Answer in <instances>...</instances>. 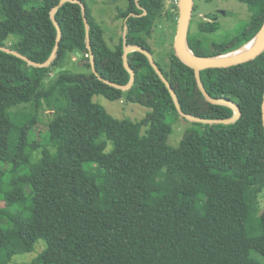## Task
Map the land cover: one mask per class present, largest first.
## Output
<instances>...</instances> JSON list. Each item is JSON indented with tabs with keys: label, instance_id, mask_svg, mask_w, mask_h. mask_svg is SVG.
Masks as SVG:
<instances>
[{
	"label": "trees",
	"instance_id": "trees-1",
	"mask_svg": "<svg viewBox=\"0 0 264 264\" xmlns=\"http://www.w3.org/2000/svg\"><path fill=\"white\" fill-rule=\"evenodd\" d=\"M61 1L0 0V120L10 119L0 122V264H10L16 254L14 235L26 251L39 239L46 242L33 264H262L251 251L264 255V211L254 216L264 189V51L237 65L200 71L208 94L239 106L241 116L232 123L192 121L175 148L167 144L169 119L182 115L146 53L129 52L135 79L128 90L118 85L132 77L125 48L154 56L149 38L161 18L178 20L176 4L127 0L114 47L85 0ZM240 1L259 10L232 38L207 42L189 28L195 55H226L256 36L264 0ZM58 5L56 56L49 65H36L56 48L52 12ZM199 28L214 32L220 24L200 22ZM12 35L18 41L8 45ZM167 59L155 61L184 112L206 119L234 116L232 107L204 95L195 70L174 47ZM74 62L86 71L68 67ZM94 95L150 111L140 121L118 119ZM57 97L59 112L48 124L47 140L66 148L67 157L34 159L43 145L35 135L38 111ZM28 104L31 112L15 119L12 109ZM143 128H149L146 138Z\"/></svg>",
	"mask_w": 264,
	"mask_h": 264
},
{
	"label": "rangeland",
	"instance_id": "rangeland-1",
	"mask_svg": "<svg viewBox=\"0 0 264 264\" xmlns=\"http://www.w3.org/2000/svg\"><path fill=\"white\" fill-rule=\"evenodd\" d=\"M90 7L92 14L97 18L105 31V39L110 46H116L121 34L123 26V19L119 18L121 9L125 10L128 6L127 0H85ZM174 0H165L168 8ZM196 10L193 11L191 17L190 27L194 37L201 38L207 42H222L237 35L241 29L249 22L250 17L255 15L259 10L258 6L241 2L240 0H194ZM178 7V4H176ZM4 19L0 12V22ZM218 22L220 28L214 32H205L199 28L200 22ZM178 20L171 21L166 18H161L158 25L155 27L153 35L149 38V42L154 49V58L166 64L168 53L174 44V38L177 32ZM18 41L17 35H12L7 44H14ZM188 41V36H187ZM79 60L82 58L80 53H77ZM76 71H86L84 67L78 62L68 66ZM53 100V99H52ZM94 102L101 104L112 116L118 119H128L131 121H140L144 119L150 109L140 104L129 102L125 100H110L103 95H94ZM31 112V106L21 105L12 109L15 119L24 120V116ZM34 112V111H33ZM59 112V98H54L52 105L49 106L43 102L38 111V122L35 127L36 138L43 142V145L33 152V158L38 159L45 157L54 162L65 161L68 151L66 148L55 146L47 140L48 124ZM10 121L9 117L1 119V123ZM173 131L167 138V144L172 147H178L184 137L185 131L194 124L192 120L185 117H173L169 119ZM149 134V128H143L142 136L146 138ZM112 143L109 142V149ZM21 193V192H19ZM12 197L16 194L10 192ZM264 211V189L260 194L259 210L254 212V216L259 218ZM16 238L18 236L14 235ZM14 242L16 245V254L13 256L10 264H33L34 260L38 258L46 249V242L43 239L36 241L33 250L26 251L22 243L18 240ZM251 256L264 264V255L252 250Z\"/></svg>",
	"mask_w": 264,
	"mask_h": 264
},
{
	"label": "water",
	"instance_id": "water-1",
	"mask_svg": "<svg viewBox=\"0 0 264 264\" xmlns=\"http://www.w3.org/2000/svg\"><path fill=\"white\" fill-rule=\"evenodd\" d=\"M65 1H67V0H62L60 4L64 3ZM73 1L80 2V0H73ZM59 6L60 5L56 6L52 12V17H53L56 24H57V22L55 19V12ZM82 6H83V11H84L85 23H86V27H87L88 48L91 49V44H90V40H89V34H90L89 33V21H88V18L86 17V13H87L86 12V6L84 4H82ZM178 9H179L178 26H177V32H176V35L174 38V44H173V47L175 49L176 54L178 55V57L181 61H183L185 64L189 65L190 67H192L195 70L199 86H200L201 90L203 91L204 95L212 102L223 103V104H226V105H229L230 107H232L235 111L234 116L231 118H228V119H206V118H198V117H195L191 114L184 112L180 106L179 98H178V95H177L175 89L172 87V84L168 81V79L164 76L162 70L160 69V67L156 63L154 56L151 53H149L148 51L142 49L141 47L128 46L125 48L124 63H125L126 68L131 72L132 77H131L130 82L127 85H125V86L118 85V86L121 87L123 90H128L131 88V86L134 82V79H135V72L130 67L127 56L129 54V52H131L133 50H140V51H143L144 53H146L148 55L153 67L156 69V71L159 73V75L162 77V79L167 84V86L170 89V92L174 98L177 109L179 110L180 114L183 117H185L189 120H192V121L204 122V123H213V122L232 123V122L238 120L241 116V109L239 108V106L235 105L234 103H232L231 101H228V100L212 98L208 94V92L206 91V89L203 85L201 75H200V71L203 69L211 68V67H230L233 65H237V64L249 61V60L257 57L258 55H260L264 51V22H263L261 29L256 34V36L249 43H247L245 45V46H247L248 44L251 43V48L243 54L237 55L235 57H223L224 55L210 56V57H199L192 52L193 55L188 56L184 51V46H187V48H189L187 36H188V31H189V25L191 22V17L193 15V11H194V0H179ZM57 26H58V24H57ZM60 38H61V30H60V27L58 26V42H57V45H56L54 52L52 53L50 59L47 62H45L43 64H36V65H39V66L49 65L51 60L56 56V53H57V50L59 47ZM245 46H243V47H245ZM243 47H241V48H243ZM91 63H92L93 71L97 74L98 72L95 68V63H94L93 58H91ZM262 119H263V125H264V97H263V103H262Z\"/></svg>",
	"mask_w": 264,
	"mask_h": 264
},
{
	"label": "bare ground",
	"instance_id": "bare-ground-1",
	"mask_svg": "<svg viewBox=\"0 0 264 264\" xmlns=\"http://www.w3.org/2000/svg\"><path fill=\"white\" fill-rule=\"evenodd\" d=\"M250 48H251V43L248 44L247 46L237 50V51H234L232 53H228V54L224 55L223 57H235L237 55H240V54H243V53L247 52ZM184 51H185V53L188 56H192L193 55L192 51L189 48H187V46H184Z\"/></svg>",
	"mask_w": 264,
	"mask_h": 264
},
{
	"label": "built area",
	"instance_id": "built-area-1",
	"mask_svg": "<svg viewBox=\"0 0 264 264\" xmlns=\"http://www.w3.org/2000/svg\"><path fill=\"white\" fill-rule=\"evenodd\" d=\"M174 3L175 4H179V0H174Z\"/></svg>",
	"mask_w": 264,
	"mask_h": 264
}]
</instances>
